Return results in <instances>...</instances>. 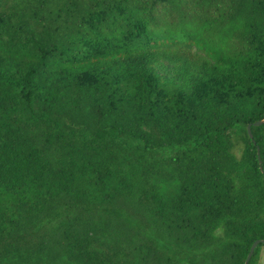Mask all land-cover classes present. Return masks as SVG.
Returning <instances> with one entry per match:
<instances>
[{"label":"trees","instance_id":"16d2710c","mask_svg":"<svg viewBox=\"0 0 264 264\" xmlns=\"http://www.w3.org/2000/svg\"><path fill=\"white\" fill-rule=\"evenodd\" d=\"M262 119L264 0H0V264H245Z\"/></svg>","mask_w":264,"mask_h":264},{"label":"water","instance_id":"95a60500","mask_svg":"<svg viewBox=\"0 0 264 264\" xmlns=\"http://www.w3.org/2000/svg\"><path fill=\"white\" fill-rule=\"evenodd\" d=\"M262 124H264V119L254 123L255 126H260ZM247 129H248L249 136L251 138H253V135H252V132H251V124L248 125ZM259 244H264V239H262V240L258 239V240L253 242V244H252V246H251V248L249 250L248 256L246 258L245 264H249V261L251 260V258L253 256V253H254L255 249L258 247Z\"/></svg>","mask_w":264,"mask_h":264},{"label":"rangeland","instance_id":"374dc122","mask_svg":"<svg viewBox=\"0 0 264 264\" xmlns=\"http://www.w3.org/2000/svg\"><path fill=\"white\" fill-rule=\"evenodd\" d=\"M259 264H264V247L261 249Z\"/></svg>","mask_w":264,"mask_h":264}]
</instances>
